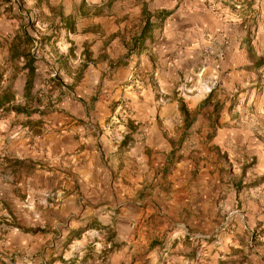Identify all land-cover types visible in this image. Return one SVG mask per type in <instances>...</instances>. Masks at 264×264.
<instances>
[{"label": "crops", "instance_id": "obj_1", "mask_svg": "<svg viewBox=\"0 0 264 264\" xmlns=\"http://www.w3.org/2000/svg\"><path fill=\"white\" fill-rule=\"evenodd\" d=\"M56 4L46 101L0 107V264H264V0Z\"/></svg>", "mask_w": 264, "mask_h": 264}, {"label": "rangeland", "instance_id": "obj_2", "mask_svg": "<svg viewBox=\"0 0 264 264\" xmlns=\"http://www.w3.org/2000/svg\"><path fill=\"white\" fill-rule=\"evenodd\" d=\"M51 2L54 0H43L39 5H35L34 0H0V5H2L0 18L3 20V25L0 24V95L3 92L13 93L18 99V103L22 100L18 97L17 89L22 84L23 75L26 72L20 71L23 60H9L11 45L16 37L23 34L24 29L33 38L30 50L37 58L36 67L38 69L43 68L44 59H46L44 51L51 49V37L43 39V37L49 36V34H43L46 33L45 29L47 28V25L44 24L61 14L58 5H51ZM49 6L54 7L53 13H51ZM44 74H46L44 71H38L37 76L33 78L35 84L41 85L36 90L33 87V93L46 101L48 94L44 92L46 88L42 85L50 77ZM1 112L2 110H0V117L3 116ZM4 217L0 214V238L4 236L9 224L3 219Z\"/></svg>", "mask_w": 264, "mask_h": 264}, {"label": "trees", "instance_id": "obj_3", "mask_svg": "<svg viewBox=\"0 0 264 264\" xmlns=\"http://www.w3.org/2000/svg\"><path fill=\"white\" fill-rule=\"evenodd\" d=\"M43 0H34L35 5H39ZM51 13L54 11L53 6H49ZM60 15V14H59ZM14 16V15H12ZM148 27V20L144 24L141 29L139 36L135 38L142 40L145 36L146 29ZM48 39V37H43V39ZM134 40V41H135ZM33 42V38L23 29V34L21 36L16 37L11 45L9 60H23V63L20 67V71H26L27 79L25 81V93H28L29 87L32 85V79L35 75V61L37 60L36 56L30 50V45ZM53 81H56V76L52 78ZM29 95V94H27ZM13 95L8 94V92H3L0 95V107H2L5 103H9L12 101ZM11 111L15 113H26V109L18 104H9ZM33 111V109H32ZM30 111V112H32Z\"/></svg>", "mask_w": 264, "mask_h": 264}, {"label": "built area", "instance_id": "obj_4", "mask_svg": "<svg viewBox=\"0 0 264 264\" xmlns=\"http://www.w3.org/2000/svg\"><path fill=\"white\" fill-rule=\"evenodd\" d=\"M207 91L210 92L211 89H210V88H207ZM44 197H45L46 199H47V198L56 199L57 194L54 193V192H52V191H50V192H45V193H44Z\"/></svg>", "mask_w": 264, "mask_h": 264}]
</instances>
